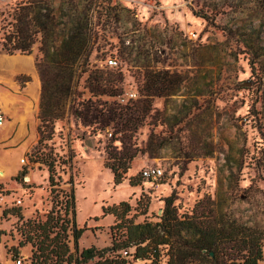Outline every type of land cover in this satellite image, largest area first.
Wrapping results in <instances>:
<instances>
[{
	"label": "rangeland",
	"instance_id": "obj_1",
	"mask_svg": "<svg viewBox=\"0 0 264 264\" xmlns=\"http://www.w3.org/2000/svg\"><path fill=\"white\" fill-rule=\"evenodd\" d=\"M29 1L0 0V28L14 23L12 14ZM99 1L92 10L93 22L100 23L94 50L85 70L73 77L71 95L52 97L51 114L43 113L37 81L55 78L56 72L43 61L40 41L30 54L0 50V55L33 56L29 71L0 72V170L2 165L8 168L5 178L0 175V223L9 231L6 250L0 242V259L15 264L11 248L22 238L16 208L25 218H45L54 206L60 209L64 194L71 191L77 226L86 227L80 250L95 246L110 253L120 241L117 218L106 214L105 207L128 201L132 208L127 217L134 223H156L171 197L180 214L191 215L196 207L204 218L226 214L243 228L258 229L264 255V73L257 72L264 66V52L224 51L218 56L215 51H197L200 30L185 35L175 23L153 22L161 1L180 0ZM50 2L62 17L59 7L66 0ZM197 14L204 16L201 10ZM111 57L117 65L109 66ZM220 59L242 73L228 92L216 93L209 85L207 96L201 97L197 77ZM156 72L166 77V84L147 87L146 79ZM149 88L154 97L147 96ZM131 94L132 106L121 120L120 97ZM115 155L128 159L131 167L119 185L106 165ZM47 157L55 163L54 186ZM150 166L162 168L164 175L144 178L142 171ZM132 176L138 185L130 184ZM70 246L75 251L73 236ZM168 252L163 246L160 264H168ZM18 258L31 263V255L21 250ZM139 260L130 259L131 264ZM142 260L154 264L152 254Z\"/></svg>",
	"mask_w": 264,
	"mask_h": 264
},
{
	"label": "trees",
	"instance_id": "obj_2",
	"mask_svg": "<svg viewBox=\"0 0 264 264\" xmlns=\"http://www.w3.org/2000/svg\"><path fill=\"white\" fill-rule=\"evenodd\" d=\"M103 3L104 0L99 1V5ZM94 4L95 0H66L59 7L62 10V17H59L57 8L50 0H30L19 8V12L12 14L14 23L9 21L0 28V50L9 54L17 51L30 54L34 44L40 41L43 61L56 72L55 78L43 79V113H53L54 106L51 105L55 101H52V97L71 95L73 77L85 70L84 65L98 40L95 29L96 24L100 23L92 20ZM99 73L96 76L101 77ZM165 80L164 75L156 72L146 79V85L154 87L166 84ZM149 92L153 91L149 88ZM48 108L51 110L47 111ZM127 161L118 155L114 156L113 162L106 161L107 167L114 173L116 185L125 180L131 168ZM45 162L50 172V184L54 186V160L47 157ZM130 184L135 186L139 181L132 176ZM51 193H54V188ZM64 195L66 198L60 202V209L54 206L45 218H25L20 208L15 209L13 214L18 215L20 222L16 228L22 235L18 246L11 248L16 260L20 256V248L29 244L32 246L30 264H131L123 251L133 246L136 247L134 259H147L152 254L154 264H160L163 246H168V264H190L195 260H198V264H260L264 259L262 233L258 229L243 228L242 224L235 223L226 214H211L204 218L196 207L191 215L180 214L171 197L166 200L162 220L156 223H134L127 217L132 208L128 201L105 207L106 214H114L117 218L115 227L120 241L110 253L108 249L101 251L95 246L80 250L79 241L86 227L77 226L74 192ZM3 232L0 230V241ZM71 236L75 251L70 246ZM229 250L238 253L235 255Z\"/></svg>",
	"mask_w": 264,
	"mask_h": 264
},
{
	"label": "crops",
	"instance_id": "obj_3",
	"mask_svg": "<svg viewBox=\"0 0 264 264\" xmlns=\"http://www.w3.org/2000/svg\"><path fill=\"white\" fill-rule=\"evenodd\" d=\"M161 8L154 13V23H161L163 20L175 23L179 25L182 32H185V35L195 29L200 30L198 33L200 44L197 51H215L218 56L223 55L224 51H234L236 54H242V51L264 52V6L255 2L248 0H180L164 4L161 1ZM198 10H201L204 16H199ZM253 44L254 46H252ZM213 72L214 74H212ZM257 72L264 73V66L258 67ZM239 73H242L240 67L233 66L231 68L221 59L216 64L206 66L197 77L199 95L207 96L209 85H214L216 93L218 90L222 94L228 92L229 89H232L229 84L237 80L236 77ZM252 73L255 72L250 70L251 75ZM229 74L232 76L230 77ZM39 81L42 94L43 81L40 78L37 82ZM147 92V96H155L154 92ZM234 95L239 96L237 93ZM247 98H250L249 95ZM262 99L261 97L260 103ZM1 168L5 169L8 174L7 167L2 165ZM0 230L4 231L1 234L0 242L4 243L6 250L9 231L1 223ZM27 247L30 249L29 252L24 250ZM20 250L21 254L29 256L32 254L30 244L21 247ZM11 262L13 261L0 259V264H11Z\"/></svg>",
	"mask_w": 264,
	"mask_h": 264
},
{
	"label": "built area",
	"instance_id": "obj_4",
	"mask_svg": "<svg viewBox=\"0 0 264 264\" xmlns=\"http://www.w3.org/2000/svg\"><path fill=\"white\" fill-rule=\"evenodd\" d=\"M237 1H240V0H237ZM248 1H252V2H255L261 6H264V0H248ZM108 64H109V66H115L118 64V61L116 58L111 57L108 60ZM133 97H135V94H131L128 97H122V96L120 97L118 113L121 117V120H125L126 113H127L126 111H128L129 107L132 106V105L131 106L129 105V101H131L130 99H133ZM110 135H112V133ZM142 175L146 179H157V178H161L164 175V170L158 166H150V167L143 169ZM135 248L136 247L133 246L127 250H124L123 251L124 256L133 260ZM146 261H148V260L144 261V260L140 259L139 264H149V263H146ZM15 264H22L21 258L17 259L15 261Z\"/></svg>",
	"mask_w": 264,
	"mask_h": 264
},
{
	"label": "bare ground",
	"instance_id": "obj_5",
	"mask_svg": "<svg viewBox=\"0 0 264 264\" xmlns=\"http://www.w3.org/2000/svg\"><path fill=\"white\" fill-rule=\"evenodd\" d=\"M32 67H33V56L31 55H22V54L0 55V72L6 71L7 74L11 75L12 73L17 71L20 72L29 71ZM0 175H2V177L5 178L8 174L5 171V169H2L0 170Z\"/></svg>",
	"mask_w": 264,
	"mask_h": 264
},
{
	"label": "water",
	"instance_id": "obj_6",
	"mask_svg": "<svg viewBox=\"0 0 264 264\" xmlns=\"http://www.w3.org/2000/svg\"><path fill=\"white\" fill-rule=\"evenodd\" d=\"M243 85H251V83L250 82H245V83H243Z\"/></svg>",
	"mask_w": 264,
	"mask_h": 264
}]
</instances>
